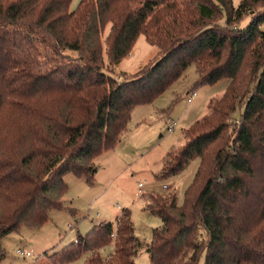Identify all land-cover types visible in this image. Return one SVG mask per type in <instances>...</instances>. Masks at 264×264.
<instances>
[{
  "label": "trees",
  "instance_id": "trees-1",
  "mask_svg": "<svg viewBox=\"0 0 264 264\" xmlns=\"http://www.w3.org/2000/svg\"><path fill=\"white\" fill-rule=\"evenodd\" d=\"M71 2L0 0V260L2 239L22 227L39 229L49 211L61 209L66 175L92 184L94 158L126 134L132 110L194 65L196 87L229 83L163 160V177L193 159L199 165L181 205L173 192L146 199V210L162 221L146 247L150 264H198L203 252V264H264V0H241L237 9L231 0H78L70 10ZM246 14L251 22L238 29ZM107 23L110 67L140 35L156 56L116 80L101 58ZM246 69L255 82L240 94L250 80ZM141 246L122 208L114 222H99L44 255L49 264L85 253L83 264H135Z\"/></svg>",
  "mask_w": 264,
  "mask_h": 264
},
{
  "label": "rangeland",
  "instance_id": "rangeland-1",
  "mask_svg": "<svg viewBox=\"0 0 264 264\" xmlns=\"http://www.w3.org/2000/svg\"><path fill=\"white\" fill-rule=\"evenodd\" d=\"M240 1L231 0L234 9L238 8ZM77 2L72 0L70 10L75 9ZM255 8L259 10L261 7ZM250 22L251 14H246L235 25L243 29ZM224 23L225 16L222 15L219 24ZM110 27L107 23L100 32L99 43L102 47L103 67L116 80L121 79V74L139 71L156 56L157 47L148 44L145 37L140 35L117 68L110 67L105 42ZM260 30L264 32V22ZM42 46L51 57L49 49L44 44ZM245 75L250 80L246 78L242 83L240 94H243L251 81L255 82V73H248L246 69ZM197 80L196 68L190 65L180 79L151 104L135 107L130 115L127 133L114 148L94 158L97 172L93 183L89 184L85 179L71 174L66 175L67 192L62 208L49 211L47 221L39 229L22 227L17 233L5 236L1 241L5 257L0 260V264H49L45 252L50 254L53 250H61L76 240L78 235L85 236L100 221L114 222L115 215L122 208L130 210L135 236L142 244L135 251L134 263L150 264L146 247L151 241L152 229L161 227L162 221L146 210V199L151 194L165 196L173 192L178 205H181L184 192L192 183L199 165V160L193 159L181 172L163 177V160L167 153L183 144V132L207 114L209 102L220 98L229 83L223 79L212 85L196 87ZM192 91L195 94H190ZM242 103L244 101L236 104L230 116L233 124L240 118ZM170 122L176 125L168 132ZM139 184L142 186L141 192L138 191ZM112 250L109 246L102 255ZM17 251L29 253L30 256L24 258ZM204 256L205 252L201 254L198 264L204 263ZM86 257V253L82 254L78 260L67 264H83Z\"/></svg>",
  "mask_w": 264,
  "mask_h": 264
},
{
  "label": "built area",
  "instance_id": "built-area-1",
  "mask_svg": "<svg viewBox=\"0 0 264 264\" xmlns=\"http://www.w3.org/2000/svg\"><path fill=\"white\" fill-rule=\"evenodd\" d=\"M190 94H195V93H194V92H191ZM188 101H190V99H189ZM175 125H176V124H175L174 122H170V123L168 124L167 131H168V132H171V131H172V127L175 126ZM138 186H139L138 191L141 192V190H140V189L142 188L141 184H139ZM164 188L166 189V186H164ZM17 253L21 254L24 258L30 256L29 253H25V252H24V254H23L22 252L17 251Z\"/></svg>",
  "mask_w": 264,
  "mask_h": 264
},
{
  "label": "crops",
  "instance_id": "crops-1",
  "mask_svg": "<svg viewBox=\"0 0 264 264\" xmlns=\"http://www.w3.org/2000/svg\"><path fill=\"white\" fill-rule=\"evenodd\" d=\"M118 66V65H117ZM117 66H116V68H117ZM144 106V105H143ZM127 133V132H126ZM122 139V138H121ZM120 213V212H119ZM119 213L117 214V215H115V217H114V220H115V218L119 215ZM100 222H106V221H100ZM113 222V221H112ZM99 223V222H98Z\"/></svg>",
  "mask_w": 264,
  "mask_h": 264
}]
</instances>
